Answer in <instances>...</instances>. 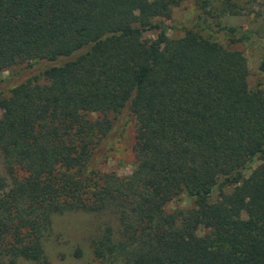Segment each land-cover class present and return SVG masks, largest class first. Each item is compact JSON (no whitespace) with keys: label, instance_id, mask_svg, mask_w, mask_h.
I'll list each match as a JSON object with an SVG mask.
<instances>
[{"label":"trees","instance_id":"16d2710c","mask_svg":"<svg viewBox=\"0 0 264 264\" xmlns=\"http://www.w3.org/2000/svg\"><path fill=\"white\" fill-rule=\"evenodd\" d=\"M180 1L0 0V68L39 62L45 79L0 94V264H51L46 238L68 211L115 222L89 239L84 264H264V87L249 88L240 50L200 31L230 43L254 32L203 19L170 38L154 19ZM241 2L256 0L222 4ZM118 112L136 125L124 176L91 160ZM217 184L220 199L207 202ZM180 194L196 206L165 211Z\"/></svg>","mask_w":264,"mask_h":264},{"label":"rangeland","instance_id":"374dc122","mask_svg":"<svg viewBox=\"0 0 264 264\" xmlns=\"http://www.w3.org/2000/svg\"><path fill=\"white\" fill-rule=\"evenodd\" d=\"M202 0H181L173 6L170 12L162 17L155 18L154 21L166 27V34L170 38L182 36L186 30H198L203 28L200 21H207L208 27L216 31L219 25L235 27L238 37L242 34L253 31L254 33L236 43H230L222 32H213L207 29L200 32L206 36H214L227 48L237 49L242 52L246 58L248 67L247 82L250 89L264 87V3L261 0L245 5L239 3L240 8L234 10L223 7L225 0H211V6L203 11L200 8ZM259 3V4H258ZM245 5V6H244ZM247 6V8H246ZM244 7V8H243ZM143 39H153L157 36L156 30L143 33ZM39 62L28 61L16 64L10 68H0V94L3 97L9 95L12 86L26 81L34 75L38 76V81L44 83L45 79L40 74L41 67ZM2 110L0 109V115ZM109 113L107 116L112 119L116 131L110 137L109 141H104L103 145L95 150L91 155L94 169L99 172L111 173L118 176L128 175L136 166L133 144L135 133V118L131 114ZM102 115L98 113H89L88 117L96 119ZM261 159H254L251 168L255 167ZM0 172L4 174L1 155ZM249 171L245 172L247 175ZM219 185L217 184L212 193L206 199L207 202H215L220 199ZM225 193H229L231 186H223ZM194 197L180 194L173 198L164 206L165 211L176 209L193 208L197 204ZM108 222L115 225L112 218L105 214H94L85 211H68L63 214L55 215L52 221V229L47 236L45 248L51 264H84L91 259L89 249V239L96 236L101 227ZM204 229L198 231L203 235ZM83 250V257L78 261L73 260L70 255L75 249ZM18 264H30L22 262Z\"/></svg>","mask_w":264,"mask_h":264}]
</instances>
